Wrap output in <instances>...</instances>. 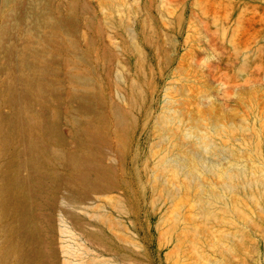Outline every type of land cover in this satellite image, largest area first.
<instances>
[{
  "label": "rangeland",
  "instance_id": "rangeland-1",
  "mask_svg": "<svg viewBox=\"0 0 264 264\" xmlns=\"http://www.w3.org/2000/svg\"><path fill=\"white\" fill-rule=\"evenodd\" d=\"M263 218L264 0H0V264H264Z\"/></svg>",
  "mask_w": 264,
  "mask_h": 264
},
{
  "label": "bare ground",
  "instance_id": "bare-ground-1",
  "mask_svg": "<svg viewBox=\"0 0 264 264\" xmlns=\"http://www.w3.org/2000/svg\"><path fill=\"white\" fill-rule=\"evenodd\" d=\"M117 4V3H116ZM122 8V7H121ZM124 12V11H123ZM130 16V15H129ZM124 20V19H123ZM128 20H131V19H128ZM15 69V68H14ZM17 77V76H16ZM22 95H24L23 93H21V97H22ZM21 97H20V99H21ZM101 118L102 117H100L99 118V120H101ZM179 120V119H178ZM178 120H176V121H178ZM19 123L20 124H22L24 127H23V131H25V137H26V139H27V143H28V145H29V147H36L37 146V142L39 141V135H38V131H39V133H43L44 135H46V136H50L51 135V133L52 132H54V127L53 126H50V125H46V128L43 130L42 128H40L38 131H36L35 129H32V128H30L29 126L27 127V121H26V119H24V117H22L21 116V119L19 120ZM173 125H174V123L171 121V119H162V127L164 126L165 128H163V129H165V130H168V131H170L171 133H173L174 135H175V133H176V129L173 127ZM177 129H179V127L176 125L175 126ZM86 130L92 135V138L94 139V141H98V142H102V140H104V137L101 135V131H100V129H99V127L98 128H96V127H92V126H89V127H87L86 128ZM27 131H28V134L30 133V135H28V138H27ZM159 131H161L160 129H159ZM261 131H262V128H261ZM163 132H164V130H163ZM162 132V133H163ZM259 134V133H258ZM199 138H200V136H198ZM197 137V138H198ZM174 138V137H173ZM180 138V137H179ZM185 138V137H184ZM169 139V138H168ZM255 139V138H254ZM169 141H170V139H169ZM199 140H197V142H198ZM174 143H173V145L175 144V141H173ZM188 142V141H187ZM246 143H247V141H246ZM198 145V144H197ZM185 148V147H184ZM179 149H180V147H179ZM249 149L252 151V149L249 147ZM183 150V149H182ZM187 150V149H186ZM254 153V152H253ZM23 154V153H22ZM188 154V159H192V157H193V155H192V152H189V153H187ZM180 155H182V154H180ZM231 156V155H230ZM229 156V157H230ZM182 159V158H181ZM25 160V159H24ZM237 160V159H236ZM182 162V161H181ZM197 162V161H196ZM230 163V162H229ZM20 164V163H19ZM178 164V163H177ZM189 164V163H188ZM218 164V163H217ZM216 164V165H217ZM231 165H233L232 164V162L230 163ZM180 165L182 166V164L180 163ZM184 166H185V164H184ZM194 166H196V165H194ZM220 166V163H219V165H218V167ZM185 167H187V166H185ZM215 167V166H214ZM217 167V166H216ZM222 167V166H221ZM241 167H244V166H241ZM261 167V166H260ZM206 168H208V167H206ZM220 168V167H219ZM240 168V167H239ZM187 169H188V167H187ZM190 169H191V166H190ZM232 169V168H231ZM246 169V168H245ZM193 170V169H192ZM221 170H224V169H221ZM227 169H225V171H226ZM230 170V169H229ZM242 170V169H241ZM237 171V170H236ZM239 171V170H238ZM212 172H214V171H212ZM243 172V171H242ZM215 173V172H214ZM227 173V172H226ZM230 174V173H229ZM228 174V176H229V178H230V180H232V178L234 177V175H229ZM260 174H261V172H260ZM218 175V174H217ZM220 175V174H219ZM225 176V175H224ZM263 176V175H262ZM220 177H221V175H220ZM219 178V177H218ZM228 178V177H227ZM219 179H221V178H219ZM226 182V181H225ZM224 181L222 182L223 184L225 183ZM243 182V181H242ZM245 182V181H244ZM215 183V185H216V182H214ZM207 184V183H206ZM211 184V183H210ZM229 185H227V188H228V186H229V189H231V191H232V185L230 184V183H228ZM236 184V183H235ZM239 184V183H238ZM203 185V184H202ZM212 185V184H211ZM242 185H244V183H242ZM241 185V186H242ZM214 186V185H213ZM218 187H219V185H217ZM223 186H225V184L223 185ZM222 187V186H221ZM244 187V186H243ZM226 188V189H227ZM222 189H223V187H222ZM262 193H263V191H262ZM213 194H215L214 192H213ZM7 195V192L4 194V197ZM199 195V194H198ZM223 195H224V193H223ZM250 195V194H249ZM255 195V194H254ZM254 195H250L249 197H251V198H253V197H256V195L254 196ZM260 195V194H259ZM221 196V195H220ZM220 196H218V197H216V196H211V195H209V197L208 198H203L202 196H199L195 201L196 202H194V203H196V205H197V207H198V212H197V220L194 222V223H192V224H186L185 225V227H186V229L188 230V232L190 233V234H192V236H195V237H197L198 235H201L202 234V231L204 230V227H207V226H209L208 224L212 221V220H215V222H216V219L218 218V215H217V211L218 210H223L224 211V208L226 209V208H228V206H227V204L224 202H221L220 203V201L222 200L221 199V197ZM260 197V196H259ZM194 198V197H193ZM33 199V198H32ZM229 199H230V197H229ZM260 199H261V197H260ZM257 200V199H256ZM40 201V200H39ZM225 201H226V198H225ZM3 202H4V198H3ZM233 202V201H232ZM219 203V206L221 207V206H225V207H219V208H216V206H217V204ZM38 204H40V203H38ZM49 204V203H48ZM234 204V203H233ZM50 205V204H49ZM235 205H237V207H236V209H238V210H241L240 208H239V204L237 203L236 204V202H235ZM234 206V205H233ZM31 207V206H30ZM232 207V206H231ZM234 207V208H235ZM245 207V206H244ZM260 207V206H259ZM260 209V208H259ZM233 211H234V209H232ZM260 211V210H259ZM43 212V211H42ZM236 212V211H235ZM241 212V211H240ZM235 214V213H234ZM98 215H100V214H98ZM97 215V216H98ZM195 215V214H194ZM233 215V214H232ZM236 215V214H235ZM196 216V215H195ZM45 217V216H44ZM60 217V216H59ZM64 217V216H63ZM222 217V216H221ZM61 218V217H60ZM107 219V218H106ZM109 220V219H108ZM263 220H264V218H263ZM38 221V220H37ZM180 222H181V220H180ZM187 222V221H186ZM221 222V221H220ZM245 222V221H244ZM184 223V222H183ZM242 224V223H241ZM248 224H246V226H247ZM239 226V225H238ZM41 227V226H40ZM237 227V226H236ZM249 227V226H248ZM184 230V229H183ZM182 233H184L185 234V232H183L182 231ZM187 234V233H186ZM185 234V235H186ZM206 234V233H205ZM46 235H48V234H46ZM260 235H262V233H260ZM193 238V237H192ZM233 239H235V235L233 236ZM246 235H244V234H241V236H240V238L238 239L239 240V245H240V248L241 247H244L245 245H246ZM180 240V239H179ZM199 242H201V241H199ZM47 245V244H46ZM196 248V247H195ZM192 249V248H191ZM190 249V250H191ZM227 249V248H226ZM194 250V249H193ZM46 251V250H45ZM195 251H197V250H195ZM193 252V251H192ZM177 254H179L178 252H177ZM190 254V253H189ZM181 255H182V253H181ZM47 256V255H46ZM183 256V255H182ZM200 256V254H198V256L196 257V258H198ZM179 257V256H178ZM195 258V259H196ZM202 258V257H201ZM208 259V258H207ZM200 260V259H199ZM203 260H205V259H203ZM204 262H206L207 263V260H205ZM202 263V264H205V263ZM56 264V263H55Z\"/></svg>",
  "mask_w": 264,
  "mask_h": 264
}]
</instances>
